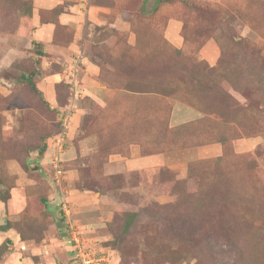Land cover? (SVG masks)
I'll use <instances>...</instances> for the list:
<instances>
[{"label": "rangeland", "instance_id": "1", "mask_svg": "<svg viewBox=\"0 0 264 264\" xmlns=\"http://www.w3.org/2000/svg\"><path fill=\"white\" fill-rule=\"evenodd\" d=\"M164 2L41 42L0 0V264H264V0Z\"/></svg>", "mask_w": 264, "mask_h": 264}, {"label": "crops", "instance_id": "2", "mask_svg": "<svg viewBox=\"0 0 264 264\" xmlns=\"http://www.w3.org/2000/svg\"><path fill=\"white\" fill-rule=\"evenodd\" d=\"M32 1V20L36 25L33 31L34 36L39 37V41L43 38L50 37L60 27V25L70 30L77 36L81 31H85L90 26H102L109 24L127 30L129 22L117 10V0H31ZM146 1V0H144ZM155 0H147L153 2ZM57 7H63L62 12L58 16V23L51 20H42V13L51 11ZM49 14V13H46ZM51 15V14H49ZM51 17V16H49ZM37 22V24L35 23ZM86 26V27H84ZM181 29L180 23L172 20L168 27V31L172 35L174 44L179 45L182 40L177 33ZM76 32V33H75ZM62 32H59L60 36ZM69 34V35H70ZM63 36V35H62ZM42 38V39H40ZM43 42V41H41ZM46 49V48H45Z\"/></svg>", "mask_w": 264, "mask_h": 264}, {"label": "trees", "instance_id": "3", "mask_svg": "<svg viewBox=\"0 0 264 264\" xmlns=\"http://www.w3.org/2000/svg\"><path fill=\"white\" fill-rule=\"evenodd\" d=\"M118 2H116V5L118 4V5H120V4H122V5H125L124 3H123V1L124 0H117ZM164 1H168V0H155V8L157 9V10H160L163 6H164V4H165V2ZM173 1V0H172ZM145 3L147 2V0L146 1H144ZM162 2H164V3H162ZM30 3H31V6H32V1L30 0ZM147 4V3H146ZM117 5V6H118ZM154 8V7H153ZM154 8V9H155ZM32 9V8H31ZM153 9V10H154ZM62 10H63V7H57V8H55V9H53V10H51V11H48V12H46V13H49V14H51L50 16H51V21H53V22H56V23H58V16H59V14L62 12ZM124 11H128V9H123ZM122 10V11H123ZM152 10V11H153ZM160 12V11H159ZM45 13V12H44ZM124 16L125 17H127V15L124 13ZM130 16V15H129ZM130 19V18H129ZM218 40H221V38H219ZM178 51H179V49H178ZM39 52H41L42 54L45 52V47H43V46H41L40 45V48H39ZM35 60V59H34ZM22 78L24 79V80H27L28 82H29V84L31 85V87L34 89V90H37V91H39V93H40V95L42 96V97H44V99H45V96L43 95V92H41L38 88H37V85L32 81V77H31V74H23L22 75ZM61 122L58 120L57 121V124H56V128H55V132L49 137V138H52V137H54L56 134H58V133H60L62 130H61V128L63 127L61 124H60ZM185 128V126H183V125H180L179 127H177V129L178 130H183ZM47 145H49V142H46V144H45V147H44V149L45 148H47ZM43 149V150H44ZM133 218H134V214H132L131 215V217L129 218V220H128V222L126 223V230H128L129 229V227H130V225H131V222H132V220H133ZM5 229H7V226L6 225H0V230H5ZM247 259H249V258H247ZM247 259H246V261H247Z\"/></svg>", "mask_w": 264, "mask_h": 264}, {"label": "built area", "instance_id": "4", "mask_svg": "<svg viewBox=\"0 0 264 264\" xmlns=\"http://www.w3.org/2000/svg\"><path fill=\"white\" fill-rule=\"evenodd\" d=\"M74 96V95H73ZM70 113L67 114L66 118L64 119V121L62 122L63 124V128L65 130H62L60 133L56 134L53 138H52V142L53 145L56 148V153L54 155L55 160L53 162L55 170V182L58 183L59 185L62 184V179L66 173L65 168H64V162H63V150L66 146V144L68 143V139H67V135H66V129L68 128V120L70 119ZM68 213V212H67ZM90 256V255H89ZM93 259V258H91ZM103 261H107V259H105L104 257L99 258V262H103ZM83 263L88 264L90 262L85 261V259H83Z\"/></svg>", "mask_w": 264, "mask_h": 264}, {"label": "clouds", "instance_id": "5", "mask_svg": "<svg viewBox=\"0 0 264 264\" xmlns=\"http://www.w3.org/2000/svg\"><path fill=\"white\" fill-rule=\"evenodd\" d=\"M16 60L14 59H3V60H0V71H7V70H10L13 63H15Z\"/></svg>", "mask_w": 264, "mask_h": 264}]
</instances>
